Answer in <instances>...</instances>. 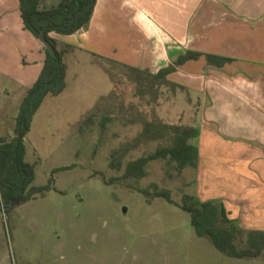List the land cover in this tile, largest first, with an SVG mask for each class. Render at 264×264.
Returning <instances> with one entry per match:
<instances>
[{
	"label": "rangeland",
	"instance_id": "1",
	"mask_svg": "<svg viewBox=\"0 0 264 264\" xmlns=\"http://www.w3.org/2000/svg\"><path fill=\"white\" fill-rule=\"evenodd\" d=\"M7 36L0 32V70L11 76L0 75L5 141L24 100ZM67 65L64 90L44 98L24 137L31 186L50 190L0 215V264H264L263 257H228L197 236L179 208L190 203L184 197L197 198L192 168L178 172L168 158L157 159L144 178L122 179L130 161L171 146L167 129L143 136L146 123L196 127L192 92L152 85L129 65L90 54H73ZM151 185L173 203L154 197Z\"/></svg>",
	"mask_w": 264,
	"mask_h": 264
},
{
	"label": "crops",
	"instance_id": "2",
	"mask_svg": "<svg viewBox=\"0 0 264 264\" xmlns=\"http://www.w3.org/2000/svg\"><path fill=\"white\" fill-rule=\"evenodd\" d=\"M59 2L39 0V9ZM93 11L85 29L49 34L66 51V72L67 59L76 53L150 74L187 51L230 60L222 68L207 66L203 58L187 62L169 80L195 98L194 196L220 203L240 228L264 231V0H96ZM20 14L19 0H0V32L17 50L25 98L45 53ZM0 75L11 77L4 70Z\"/></svg>",
	"mask_w": 264,
	"mask_h": 264
},
{
	"label": "trees",
	"instance_id": "3",
	"mask_svg": "<svg viewBox=\"0 0 264 264\" xmlns=\"http://www.w3.org/2000/svg\"><path fill=\"white\" fill-rule=\"evenodd\" d=\"M19 3L24 29L35 38H38L39 33L44 31L45 40L51 45L56 58H52L43 48L45 53L43 67L20 105L15 121L14 136L9 141L0 139V201L12 204L14 207L34 199L36 195L42 196L44 192L50 190L49 184L42 187L31 186L34 180V166L24 161V137L29 130L33 115L47 95L56 96L65 87V65L62 57L66 51H59L55 40L50 38L49 34L69 36L85 29L94 12L96 0H60L56 6L44 10L39 9V0H19ZM200 58L204 59L207 66L215 68H222L230 62L224 57L187 51L156 74L134 68H129V71L138 76L144 74L143 76L149 79L152 85H166L183 90L182 86L174 84L168 77L178 67ZM136 82H139V78ZM163 129H167L169 136L172 137L171 146L159 148L150 155L130 161L125 166L122 179L144 178L147 175L146 165L157 159L168 158L170 162L176 164L178 172L185 168L193 170L196 168L199 154L197 149L188 142L198 136V127L149 122L144 125L142 135L150 134L151 137H156ZM149 188L152 189L154 197L173 203L168 191L159 190L155 185ZM137 190L140 193L144 192L143 189ZM184 199L190 203L179 208L189 213L191 225L195 228L198 237L208 239L217 251L231 258H264V231L243 230L236 221L228 218L224 207L216 201H200L193 196H186ZM10 209L6 208L4 213ZM243 232L246 233L245 239L240 240Z\"/></svg>",
	"mask_w": 264,
	"mask_h": 264
},
{
	"label": "water",
	"instance_id": "4",
	"mask_svg": "<svg viewBox=\"0 0 264 264\" xmlns=\"http://www.w3.org/2000/svg\"><path fill=\"white\" fill-rule=\"evenodd\" d=\"M44 31L40 32L38 35V41L41 43L42 47L47 51V53L52 57L56 58L55 52L52 49L51 45L45 40ZM14 207L12 204H6L5 202H0V215H3L6 208Z\"/></svg>",
	"mask_w": 264,
	"mask_h": 264
}]
</instances>
